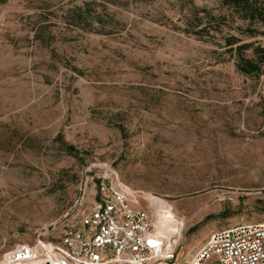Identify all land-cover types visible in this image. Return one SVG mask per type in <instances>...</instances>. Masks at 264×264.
I'll list each match as a JSON object with an SVG mask.
<instances>
[{
  "label": "rangeland",
  "instance_id": "374dc122",
  "mask_svg": "<svg viewBox=\"0 0 264 264\" xmlns=\"http://www.w3.org/2000/svg\"><path fill=\"white\" fill-rule=\"evenodd\" d=\"M263 28L221 0H0V258L79 225L113 172L180 220V264L264 221Z\"/></svg>",
  "mask_w": 264,
  "mask_h": 264
},
{
  "label": "built area",
  "instance_id": "2783aa9c",
  "mask_svg": "<svg viewBox=\"0 0 264 264\" xmlns=\"http://www.w3.org/2000/svg\"><path fill=\"white\" fill-rule=\"evenodd\" d=\"M95 186L96 200L79 225H66L58 240L39 233L32 242H17L0 264H180L182 229L158 230L163 210L150 200L142 207L141 196L115 172ZM185 264H264V221L212 230Z\"/></svg>",
  "mask_w": 264,
  "mask_h": 264
},
{
  "label": "trees",
  "instance_id": "16d2710c",
  "mask_svg": "<svg viewBox=\"0 0 264 264\" xmlns=\"http://www.w3.org/2000/svg\"><path fill=\"white\" fill-rule=\"evenodd\" d=\"M223 5L232 8L233 10L240 13L241 17L252 21H261L264 24V0H221ZM248 32L253 34L258 32V29L247 27ZM264 35V28L260 31ZM226 43L232 46L231 50H236L239 53L240 60L238 61V68L245 74H259L261 72V62L254 60L251 57H247L244 54V50L250 48V43H242L234 48V44L237 43L236 37H227ZM254 54L256 56L264 55V49L255 47ZM65 150L72 155L78 156L79 152L76 147L70 143L63 141Z\"/></svg>",
  "mask_w": 264,
  "mask_h": 264
},
{
  "label": "bare ground",
  "instance_id": "6f19581e",
  "mask_svg": "<svg viewBox=\"0 0 264 264\" xmlns=\"http://www.w3.org/2000/svg\"><path fill=\"white\" fill-rule=\"evenodd\" d=\"M147 199L151 201L152 206L163 210L162 212L165 214V216L160 218L159 223H157L158 230H169L170 233H173L174 231L179 232L182 229V224L180 221H178L170 208L165 206V204L159 198L149 193L147 195Z\"/></svg>",
  "mask_w": 264,
  "mask_h": 264
}]
</instances>
